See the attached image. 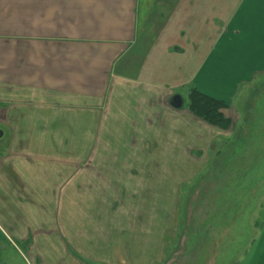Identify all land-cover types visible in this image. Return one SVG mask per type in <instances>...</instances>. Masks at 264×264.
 I'll return each instance as SVG.
<instances>
[{"label":"crops","instance_id":"obj_1","mask_svg":"<svg viewBox=\"0 0 264 264\" xmlns=\"http://www.w3.org/2000/svg\"><path fill=\"white\" fill-rule=\"evenodd\" d=\"M207 1L0 0V238L24 261L0 249V264L163 263L158 230L175 232V220L143 223L132 248L114 241L112 176L199 174L230 133L192 115L180 89L222 101L235 120L264 78V0H240L225 24L201 22ZM209 24L216 39L200 52ZM169 182L164 201L176 202ZM148 191L121 200H161Z\"/></svg>","mask_w":264,"mask_h":264},{"label":"rangeland","instance_id":"obj_2","mask_svg":"<svg viewBox=\"0 0 264 264\" xmlns=\"http://www.w3.org/2000/svg\"><path fill=\"white\" fill-rule=\"evenodd\" d=\"M207 2L209 8L204 9L201 22L208 16L227 23L225 20L234 14L240 0ZM205 28L194 41L200 45V52H206L217 35L212 24ZM195 65L193 62L188 66ZM180 93L187 103L186 88L180 89ZM236 112L233 120L224 111L231 120V126L226 130L230 137L221 152L199 174L112 176L115 179L114 224L119 226L114 232V241L120 237L132 248L137 243V229L143 223L149 230L154 223L166 227L169 221L175 220V232L166 234L158 230L165 237L161 264H264V78L246 93ZM171 178L176 179V202L173 197L164 201L169 198V188L175 185L169 182ZM142 186L147 192L153 189L157 194L160 192L161 200L156 199V204L150 206H137L131 201L126 204L121 200L128 196L135 198V192ZM171 202L173 204L169 206L167 203ZM159 203L161 205H157ZM198 218H203V222L197 227ZM148 230L145 231L144 250L147 261H152L156 258L155 247L147 242L156 240L155 234L151 235ZM149 235L151 239H148ZM0 240L2 259L8 257L5 261H12L16 257L18 262H24L5 238ZM27 242H17L20 253L29 247L30 242ZM142 247L140 245L139 250Z\"/></svg>","mask_w":264,"mask_h":264},{"label":"trees","instance_id":"obj_3","mask_svg":"<svg viewBox=\"0 0 264 264\" xmlns=\"http://www.w3.org/2000/svg\"><path fill=\"white\" fill-rule=\"evenodd\" d=\"M226 108L222 101L206 96L195 88H191L188 92V111L201 121L225 131L231 126V120L224 113ZM202 219L198 218V222Z\"/></svg>","mask_w":264,"mask_h":264},{"label":"water","instance_id":"obj_4","mask_svg":"<svg viewBox=\"0 0 264 264\" xmlns=\"http://www.w3.org/2000/svg\"><path fill=\"white\" fill-rule=\"evenodd\" d=\"M183 101L179 95H174L170 100V105L174 109H180L182 107ZM2 136V132L0 131V137Z\"/></svg>","mask_w":264,"mask_h":264},{"label":"flooded vegetation","instance_id":"obj_5","mask_svg":"<svg viewBox=\"0 0 264 264\" xmlns=\"http://www.w3.org/2000/svg\"><path fill=\"white\" fill-rule=\"evenodd\" d=\"M201 222H203V219L201 220ZM201 222H198V220L195 222L196 226L198 227V225L201 223Z\"/></svg>","mask_w":264,"mask_h":264}]
</instances>
